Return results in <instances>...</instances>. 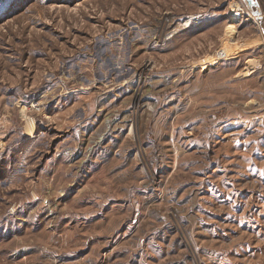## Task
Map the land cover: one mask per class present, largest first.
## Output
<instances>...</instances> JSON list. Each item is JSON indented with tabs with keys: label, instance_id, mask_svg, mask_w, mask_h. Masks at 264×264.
<instances>
[{
	"label": "rangeland",
	"instance_id": "obj_1",
	"mask_svg": "<svg viewBox=\"0 0 264 264\" xmlns=\"http://www.w3.org/2000/svg\"><path fill=\"white\" fill-rule=\"evenodd\" d=\"M0 264H264L243 0H0Z\"/></svg>",
	"mask_w": 264,
	"mask_h": 264
},
{
	"label": "water",
	"instance_id": "obj_2",
	"mask_svg": "<svg viewBox=\"0 0 264 264\" xmlns=\"http://www.w3.org/2000/svg\"><path fill=\"white\" fill-rule=\"evenodd\" d=\"M251 12V14L257 18L258 20H261L263 18V11L261 10V5L259 1L257 0H243Z\"/></svg>",
	"mask_w": 264,
	"mask_h": 264
},
{
	"label": "bare ground",
	"instance_id": "obj_3",
	"mask_svg": "<svg viewBox=\"0 0 264 264\" xmlns=\"http://www.w3.org/2000/svg\"><path fill=\"white\" fill-rule=\"evenodd\" d=\"M236 17H237V15H235ZM224 55V53L221 55V56H223ZM33 131H34V123H33V121H29V133H33Z\"/></svg>",
	"mask_w": 264,
	"mask_h": 264
},
{
	"label": "trees",
	"instance_id": "obj_4",
	"mask_svg": "<svg viewBox=\"0 0 264 264\" xmlns=\"http://www.w3.org/2000/svg\"><path fill=\"white\" fill-rule=\"evenodd\" d=\"M259 23L262 26V30L264 32V20H263V18L261 20H259Z\"/></svg>",
	"mask_w": 264,
	"mask_h": 264
},
{
	"label": "crops",
	"instance_id": "obj_5",
	"mask_svg": "<svg viewBox=\"0 0 264 264\" xmlns=\"http://www.w3.org/2000/svg\"><path fill=\"white\" fill-rule=\"evenodd\" d=\"M264 19V18H263Z\"/></svg>",
	"mask_w": 264,
	"mask_h": 264
}]
</instances>
